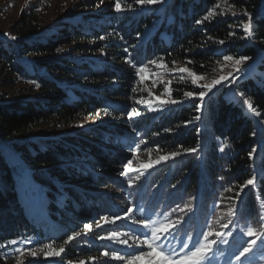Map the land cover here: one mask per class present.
Instances as JSON below:
<instances>
[{"label":"trees","instance_id":"obj_1","mask_svg":"<svg viewBox=\"0 0 264 264\" xmlns=\"http://www.w3.org/2000/svg\"><path fill=\"white\" fill-rule=\"evenodd\" d=\"M108 1L25 5L13 27L0 32V145L20 160L0 147V264H17L18 258L23 264H129L131 257L113 259L112 251L140 257L135 210L139 217L158 216L169 235L190 247L208 227L231 230L227 240L233 247L254 238L241 229L264 231V0H120L122 11L117 0ZM245 12L252 17L251 36L244 32ZM224 56L249 59L238 66ZM153 60L183 64L196 74L230 62L240 68L233 74L239 79L213 88L202 111H197L201 87L171 85L177 104L163 105L158 116L134 118L141 135L132 142L141 139L137 153L145 157L137 159L149 167L128 186L111 178L104 164H112L126 145L119 144L121 136L130 135L110 130L101 116L119 119L131 108L137 67L129 61L149 66ZM189 91L194 96L184 101ZM172 151L181 155L156 163ZM253 176L254 185L242 188ZM21 177L34 181L33 191L48 201L47 217L69 226L67 234L49 236L45 225L29 220L17 194ZM106 183L127 189V196L95 194ZM124 205L134 211L126 214ZM233 207L236 214L230 216ZM225 223L228 228H222ZM113 232V238L99 239ZM14 239L32 243H8ZM48 243L64 252L47 254ZM218 245L208 254H215L214 264ZM17 246L33 248L35 257L28 252L18 257Z\"/></svg>","mask_w":264,"mask_h":264},{"label":"rangeland","instance_id":"obj_2","mask_svg":"<svg viewBox=\"0 0 264 264\" xmlns=\"http://www.w3.org/2000/svg\"><path fill=\"white\" fill-rule=\"evenodd\" d=\"M56 1L57 0H0V8L3 7V10H1L0 12L2 15V17H0V32H5L13 27V21L16 20L17 14L25 5H33L35 3L43 5L48 4V2L55 3ZM98 1L101 2L102 0ZM102 21L106 22L105 20ZM141 66L142 65H137V68ZM142 67L146 69V71L143 73V79H141V75L138 73V69L136 68L137 74L134 88L135 91H133L130 100L131 108L128 107L126 109V111L123 113L124 116H121L119 119H114V117L110 118L112 115H109V118L108 115L106 116V114H104L103 116L99 115L104 120V122L102 123L107 124L105 122H110L109 124H107L109 125L108 128H110V130L115 129L119 131V134L126 132L130 135L129 138H123L121 136L122 140L119 142V144L123 145L124 143H126V145L124 144L123 146H121V149L119 148L120 150L118 151L120 152L116 154L117 157H114L112 159V164H104L105 169H107L108 171H112L111 178H116L115 180L118 181L121 180L128 186L129 180H131L133 183V181H135L138 176L140 178L145 176L144 171L147 170V168L149 167H141V165H148V162H141L143 159H145V157L142 155V153H137L139 152V150H137V148L135 147L137 143H139V146L142 145V142L140 141L141 139L134 145V142H136L137 137H139L141 133H139L138 131L139 128L135 127L133 119L143 116L148 117L161 115L163 113L162 110L164 109L163 105L168 104L167 101L171 100L170 95L168 94V92L165 91L166 88L170 89V93L171 91H173L172 86L176 84L187 86L196 85L205 90L203 88V85L211 84L213 80H218L221 76H233L234 72L236 71V67L233 64H231L230 62H226L224 65L220 66L219 69L216 71H212L206 74H196L197 76L203 77V79L199 80L197 84H193L191 76H189L187 73L179 72V69L186 67L183 64H175L172 66L164 65L163 67L158 66V64H150L149 66ZM181 76H183L184 79H180ZM191 98L192 97H187L185 95L183 96L184 101H187ZM133 105L134 107H132ZM128 113H132L131 118H129ZM136 113H139V115H136ZM126 119L130 121L129 124H125ZM94 123L95 121L92 120L90 124L87 123V125H92ZM83 125L84 126L79 128V132L80 129L86 127V124ZM132 144L134 145L133 147H131ZM0 147L3 149L4 154L6 156L10 157L11 155H13L16 161H20L17 155H14L5 144H1ZM115 151L117 150L115 149ZM138 156L141 157L142 160L137 159ZM128 157L133 158V171L131 172H126L124 168L123 162ZM33 189H36V184L30 177L28 179L27 177H21L18 180L17 194L21 202L20 204L24 206V209L27 211L28 215L31 216L32 223L37 226L45 225L46 232L49 236L54 233L67 234L69 232V226L66 225L65 227V224H60L47 218L49 212L48 201L44 197L41 198L42 196H40L39 194L36 195ZM96 190L97 191H95V194H97L98 196L102 194L107 195L109 197H112V195H123V197H125V195L127 196V189H114L113 187H111L110 184L107 183L104 184L102 188H96ZM125 206L126 205H124L126 214H129L132 207H130V210L128 211ZM90 212H93L91 206ZM71 214H73V212H71ZM74 217L75 220H80V215ZM50 221H53L52 223L54 224H50ZM72 223L76 224L75 222ZM163 227L165 228V225ZM159 229H162V227H160ZM162 233L163 232H161V234ZM261 240H264V237H261L259 240H257V244L256 246H254L253 252L249 253L246 258H242L244 259V264H264V245H261ZM217 243H219V240L217 241ZM142 244L143 243L141 242L140 247H143ZM218 248L220 249V253L218 257V263L216 264H226L229 257L224 256V254H221V252L225 250L227 252H236L241 248V246L238 245V247H233L231 238H229L227 244L221 245L219 243ZM176 252L182 255L181 252ZM160 259L161 257H156L157 261H159ZM173 259H175V257H173ZM128 261H130L129 264H150V258L143 256L137 257L136 259H129ZM232 264H239V262L235 261L233 257Z\"/></svg>","mask_w":264,"mask_h":264},{"label":"snow or ice","instance_id":"obj_3","mask_svg":"<svg viewBox=\"0 0 264 264\" xmlns=\"http://www.w3.org/2000/svg\"><path fill=\"white\" fill-rule=\"evenodd\" d=\"M161 2H162V0H137V3H139V4H144V3L157 4V3H161ZM224 3L227 4V0H224ZM115 7L118 11L123 10L121 7L120 0H117ZM216 7L219 8V7H221V5L217 4ZM234 7H235L234 5L230 6V8H234ZM226 10H230V9H226ZM212 14H213V12L208 13V15H212ZM232 15H236V12L233 11ZM244 15L248 16V23L244 25V32L247 35L251 36L252 35V17L247 12H245ZM205 19H207V16L205 17ZM12 39H16V37L13 36ZM220 43L222 44L223 41H220ZM223 59L226 61H234V63L239 66L249 58L248 57H241L239 59H235L232 56H224ZM129 63H132V66L134 68L137 67V65L135 63H133L132 61H129ZM151 63L152 64H158V66H160V67L164 66L162 62H158L156 60L151 61ZM189 63H191V61H189ZM145 71H146V69L142 66L138 68V73L141 75V79H143V73ZM236 71L240 72V68L237 67ZM179 72L187 73L189 76H191L193 84H197V82L199 80L203 79V77L197 76L196 73L191 72L189 70V68H187V67L179 69ZM180 79H184V77L181 76ZM237 79H239L238 76H221L218 80H213L211 84L203 85V88L205 90L198 93L197 111H202L203 106L205 105V97H207L208 94L212 92L213 88H215L217 85L221 84L224 81H228L229 83H235V81ZM133 91H135V89H133ZM165 91L168 92V94L170 95V89L166 88ZM184 95L187 97H193L194 93L189 91V92H185ZM167 102L171 103V104H177L178 103V101L175 99H172V100L167 101ZM245 103L248 105V108L250 110L253 108V105L251 104L250 101L246 100ZM128 115H129V118H131L132 113H128ZM136 115H139V113H136ZM195 119L200 120L201 117L199 115H197L195 117ZM135 147L137 148V150L139 149L138 144ZM220 150L223 151V148H221ZM186 151L187 152H196V151H198V149H186ZM180 155H181V153L179 151H172L166 155L160 156L159 159L156 161V163L159 164L162 161L166 162L169 160H174L176 157H178ZM249 155L251 157L253 154L250 153ZM123 163H124V168H125L126 172L133 171V158L128 157L125 159V161ZM141 167L142 168L148 167V165H141ZM255 180H256L255 176L248 179L245 182V184L242 186V188L247 187L248 185H254ZM128 183H129V186H131L132 181L129 180ZM235 214H236V210L233 207L229 210V215L234 216ZM104 219L107 221L108 217L105 216ZM116 219H119V217H116ZM229 223H231V221H229ZM84 227L86 230L91 229L90 224H86ZM206 227H208V226L206 225ZM144 228L148 229L149 224L144 223ZM222 228H228V223L223 224ZM166 231H167V226H165V228H163V229H154L150 233L149 232L143 233V235L145 237V242L147 243V250L142 251L140 253V256L149 257L150 258V264H214L215 254L213 253V255H211V256H209L208 254L210 252H212L213 245L217 244V240H210V237L215 236L216 238L219 239V243L221 245H224V244L228 243L227 237L232 236L231 230H229L225 234L222 231L213 232V231H211L210 227H208L207 231H202L199 234L196 241L192 244V247L190 249L186 250L181 255L180 253H177L174 248L171 247V245L169 244V237H167V236L161 237V236L157 235L158 232H166ZM241 232H243V234L248 236V237H255V238L247 240L245 242L244 246H242L238 251L232 253V256L229 257L226 264H232V258L233 257H234L235 261L239 262V264H244V259H242V258H246V256L253 251L254 246H256V244H257V240L260 239L262 236H264V231H261L258 233L256 231V229H254L252 227H248L246 232L243 229H241ZM76 235H78V234L74 233L72 235H69L66 242H71L73 239H75ZM114 236H115V232L111 233V235L107 236V237L104 235H101V236H99V239H101V240L106 239V238L111 239ZM221 237H224V238L220 239ZM188 239L190 240L191 237H188ZM156 241H159V243H156ZM117 242L118 243H125V244L127 243L126 240L125 241H117ZM8 243L15 246L18 244L30 245L32 242L30 240H23V241L18 242L17 240L14 239V240L9 241ZM261 245H264V240H261ZM181 246L184 247L183 244ZM46 247L48 249L47 254H55L58 256L64 252L63 248H60L58 251H53L52 243H48L46 245ZM157 248H160L161 250L156 251ZM217 250H220V249L218 248ZM14 251L18 254V257H23L26 252L30 253L33 257H35V255H36V252L31 247L17 246L14 248ZM154 253H155V255H154ZM104 255H108V253L105 252ZM126 256H129L132 259L137 258L135 253H132V254L126 253L125 255H118L116 251H112V258L113 259H125ZM157 256L161 257V259L159 261L156 260ZM173 257H175V259H173ZM17 264H23V260L18 258ZM80 264H85V261H80Z\"/></svg>","mask_w":264,"mask_h":264},{"label":"bare ground","instance_id":"obj_4","mask_svg":"<svg viewBox=\"0 0 264 264\" xmlns=\"http://www.w3.org/2000/svg\"><path fill=\"white\" fill-rule=\"evenodd\" d=\"M24 207V206H23ZM48 218V217H47ZM49 219V218H48ZM51 220V219H50ZM53 221H50V223H52ZM65 227H66V224H65Z\"/></svg>","mask_w":264,"mask_h":264},{"label":"water","instance_id":"obj_5","mask_svg":"<svg viewBox=\"0 0 264 264\" xmlns=\"http://www.w3.org/2000/svg\"><path fill=\"white\" fill-rule=\"evenodd\" d=\"M28 218L31 220V217L30 216Z\"/></svg>","mask_w":264,"mask_h":264}]
</instances>
